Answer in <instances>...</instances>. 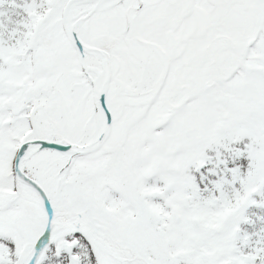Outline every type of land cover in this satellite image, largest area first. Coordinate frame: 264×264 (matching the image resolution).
Masks as SVG:
<instances>
[{"label":"snow or ice","instance_id":"1","mask_svg":"<svg viewBox=\"0 0 264 264\" xmlns=\"http://www.w3.org/2000/svg\"><path fill=\"white\" fill-rule=\"evenodd\" d=\"M0 264H264V0H0Z\"/></svg>","mask_w":264,"mask_h":264}]
</instances>
